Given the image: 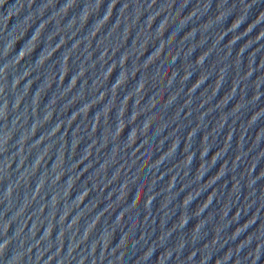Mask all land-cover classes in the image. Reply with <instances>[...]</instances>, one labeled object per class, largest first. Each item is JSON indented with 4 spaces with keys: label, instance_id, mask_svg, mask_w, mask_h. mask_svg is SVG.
I'll return each mask as SVG.
<instances>
[{
    "label": "water",
    "instance_id": "95a60500",
    "mask_svg": "<svg viewBox=\"0 0 264 264\" xmlns=\"http://www.w3.org/2000/svg\"><path fill=\"white\" fill-rule=\"evenodd\" d=\"M0 264H264V0H0Z\"/></svg>",
    "mask_w": 264,
    "mask_h": 264
}]
</instances>
